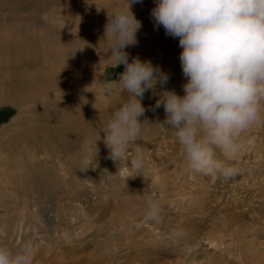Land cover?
<instances>
[{"label":"rangeland","instance_id":"obj_1","mask_svg":"<svg viewBox=\"0 0 264 264\" xmlns=\"http://www.w3.org/2000/svg\"><path fill=\"white\" fill-rule=\"evenodd\" d=\"M127 5L128 0H0V225L14 220V223L25 222V227L29 221L30 225L42 226L39 230L32 227L30 236L24 234L16 241H3L19 251L26 241L36 236L43 239L34 264H42L39 260L42 256L43 264L46 260L47 264H54L84 259L141 264L154 252L147 241L138 243L140 248L135 251L124 248L123 242L118 241V256L103 255V248L105 243L117 241L110 233L118 222L125 220L131 208L147 211L144 202L147 194L159 202L162 211L151 225L143 223L144 216L139 217L141 238L147 240L153 234L152 227H159L165 232L163 236H170L186 215L195 219L198 216L211 221L198 228L195 225L196 236L190 234L194 244L200 242L204 248L213 249L206 238L224 230L225 258L242 263L239 248L248 250L249 254L255 249L257 254L251 258L256 260L255 264H264V127L245 134L246 140L254 138V141L245 143L232 161L241 172L232 178L213 180L211 176L186 170L185 154L175 132L165 131L159 124L165 119L163 107L150 110L159 97L149 90L142 99L146 108L142 118L147 119V124L137 140L144 166L127 180L117 171L128 160L118 165L108 158L104 134L97 135L99 129L94 142L87 145L86 137L78 139L77 132L68 124L54 126V136L43 124L46 104L53 108L75 96L76 101L87 102L91 118L101 120V116L100 125L103 122L105 128L111 119L104 114L109 105L118 109L127 101L120 102L124 92L119 87L103 96L97 93L98 89L102 93L103 79L118 80L124 71L123 65L115 68L110 65L104 36L108 14ZM154 6L155 0L132 5L142 29L138 32V44L127 51L130 58L151 60L169 73L170 80L164 88L183 95L182 85L186 80L179 59L182 51L179 39L166 35L162 26L156 29L150 18ZM27 87L31 88L30 92ZM22 88L24 91H20ZM69 88L73 90L68 91ZM15 90L19 97L28 96L25 107L21 106L22 100L16 105L19 98ZM161 90L158 85L157 91ZM94 119L98 128L99 123ZM57 134L66 138L64 148H59L57 142H49V136L56 139ZM217 155L223 158L219 150ZM156 177L161 182L154 192L151 187ZM39 219L44 223L38 222ZM83 230H88L86 235H81ZM65 232H71L70 243L63 239ZM198 259L202 263L205 257Z\"/></svg>","mask_w":264,"mask_h":264},{"label":"clouds","instance_id":"obj_2","mask_svg":"<svg viewBox=\"0 0 264 264\" xmlns=\"http://www.w3.org/2000/svg\"><path fill=\"white\" fill-rule=\"evenodd\" d=\"M142 2L128 0L126 8L108 14L105 25L106 58L124 71L118 80L103 79L101 94L116 87L128 94L103 130L108 158L118 165L128 160L117 171L127 180L143 168L137 140L147 120L142 121V99L151 90L159 98L150 110L163 107L165 119L159 124L175 132L187 171L213 180L238 175L241 169L232 161L254 141L245 134L264 127V0H155L150 18L156 29L162 26L166 35L178 38L182 49L183 95L164 88L170 74L160 66L130 58L127 49L138 44L142 29L132 5ZM158 85L163 90L157 91ZM145 195L147 217L156 220L162 206ZM35 258L32 241L14 251L0 240V264H34Z\"/></svg>","mask_w":264,"mask_h":264},{"label":"bare ground","instance_id":"obj_3","mask_svg":"<svg viewBox=\"0 0 264 264\" xmlns=\"http://www.w3.org/2000/svg\"><path fill=\"white\" fill-rule=\"evenodd\" d=\"M21 63V62H20ZM19 64V63H18ZM25 64V63H24ZM23 65V64H21ZM20 66V65H19ZM24 67V66H23ZM26 67V66H25ZM15 69V68H14ZM17 69V68H16ZM26 69V68H24ZM64 69V68H63ZM58 73V72H57ZM26 74V73H25ZM68 75V74H67ZM26 76V75H25ZM8 77V76H7ZM23 78V77H22ZM9 80V79H8ZM78 80V79H77ZM4 81V80H3ZM10 81V80H9ZM32 81V80H31ZM25 82V81H24ZM34 82V81H33ZM8 83V82H7ZM37 83V82H36ZM41 83V82H40ZM73 83V82H72ZM18 84V83H15ZM14 84V87H15ZM28 85V83H25ZM31 85V84H30ZM49 85V84H48ZM12 86V85H11ZM18 86V85H16ZM82 86V85H81ZM8 87V86H7ZM6 87V88H7ZM13 87V86H12ZM11 87V89H12ZM30 87V86H29ZM29 87H27L29 89ZM39 87V86H38ZM55 87V86H54ZM58 87V86H57ZM53 88V87H52ZM98 88V87H97ZM14 89V88H13ZM16 89V88H15ZM18 89V87H17ZM25 89V88H24ZM59 89V88H58ZM71 89L73 90V88H69L68 91H71ZM10 90V89H9ZM31 88L29 89L30 92ZM85 90V89H84ZM19 91V89H18ZM18 91L15 90L16 94ZM20 91H24L23 88ZM25 91H27V89H25ZM58 91V90H57ZM60 91V90H59ZM98 94H101V90H97ZM10 92V91H9ZM62 92V91H61ZM7 93V92H6ZM24 93V92H23ZM28 93V92H27ZM59 93V92H58ZM64 93V92H63ZM81 93V92H80ZM91 93V92H90ZM89 93V94H90ZM5 94V93H4ZM9 95L12 93H8ZM19 94V93H18ZM66 94V92H65ZM17 95V94H16ZM15 95V96H16ZM26 95V94H25ZM76 95V94H75ZM14 98L16 99V96ZM21 96V95H20ZM27 96V95H26ZM73 96V95H72ZM90 96V95H89ZM9 97V96H8ZM28 97V96H27ZM27 97L25 98V96H21V97H17L19 98V100H16V105L17 103L19 104L20 101H23V104L21 103V106H24V103L26 101L27 104V100L29 101V99H27ZM30 97H32L30 95ZM68 97V96H67ZM71 97V96H70ZM146 95H144L143 99H145ZM7 99V97H5ZM3 98V99H5ZM45 98V97H44ZM72 98V97H71ZM66 98L65 99V104L61 103V104H56L54 105V107L52 108L50 105L46 104V106L43 108V124L47 126V128L49 129L50 133L52 136H54L53 132V127L57 126L59 124H68L71 129H73V131L77 132V138L78 139H82L86 137V141H87V145L91 142H94V138L96 139V136L94 134H97V130L99 129L100 133H98L97 135L102 136L104 133H102L103 131L101 129L104 130L103 125H105L103 122V125L101 123L100 125V121H103V119L101 118V116L99 117L101 120H96L94 118H91L90 116V112L88 110L89 105L87 104V102H82V101H76L74 98ZM77 98V97H76ZM122 99L120 100V98L118 97L117 100L120 102L122 101H126L128 99V94L124 92V94L121 97ZM9 99V98H8ZM14 99V100H15ZM27 99V100H26ZM46 99V98H45ZM3 101V100H2ZM12 101V100H11ZM18 101V102H17ZM143 102V101H142ZM145 102V101H144ZM58 103V102H57ZM14 104V103H13ZM105 104V103H104ZM148 104V103H147ZM107 106V105H106ZM25 107V106H24ZM94 107V106H93ZM99 107V106H97ZM117 106H113V105H109V108L107 110L105 114V116H112V113L117 110L116 108ZM55 110V111H52ZM58 110V111H57ZM92 111V110H91ZM25 118V117H24ZM23 118V119H24ZM92 119H94V121L96 120L99 123V127L96 128L94 125V122L92 121ZM25 120V119H24ZM149 120V119H148ZM143 121V118H142ZM151 121V120H149ZM152 122V121H151ZM145 125L147 124V120L144 123ZM16 125V124H15ZM18 125V124H17ZM11 126V125H10ZM13 129V128H12ZM150 130V129H149ZM96 132V133H94ZM58 133V130H57ZM65 137V136H64ZM98 138V137H97ZM59 141H58V140ZM61 135L59 136L57 134L56 139H54L53 137L49 136V142L53 141V143L57 142L59 148H64V141L65 139H62ZM67 139H69L67 137ZM100 139V138H99ZM78 141V140H77ZM85 141V142H86ZM97 141V140H96ZM67 145V143H66ZM90 145V144H89ZM87 147V146H86ZM62 150V149H61ZM72 150V149H71ZM64 152V151H63ZM75 154V153H74ZM87 154V153H86ZM73 159V158H72ZM159 176V175H157ZM151 182V181H150ZM159 182H161V179L156 177L153 178L152 183L153 186L151 188H153L152 190L155 192V188H157L160 184ZM7 188V187H6ZM165 188V187H164ZM155 189V190H154ZM199 205V204H198ZM195 206V205H194ZM193 211V210H191ZM197 211H194V213ZM234 212V211H233ZM202 213V212H201ZM190 214V213H188ZM199 214V213H197ZM87 216V215H86ZM125 216V215H124ZM144 216L145 221L143 223H148V224H153V220L149 219L147 217V211L144 209H137V208H131L130 211L127 213L126 217L124 218L125 220L122 219V222H118V225L114 228L113 231H111V237H114L117 239H115L116 242H109V245H106V243L104 244L105 247L103 248V255H108V254H115V255H119L118 254V245L117 242L118 241H122L123 242V246L124 248H127L128 250L131 251H135V249L140 248L138 243H145V241H147V243H149L148 245L151 244V248H153L154 252H152L153 254L151 255V257L148 258V256H146L148 259L145 262H142L141 264H255L256 260L254 258H251L253 256H255L257 253V251L255 249H251L250 250V254L248 252V250L246 249H242L239 248V252L241 255V262L242 263H237L233 260H229L227 258L224 257V252L222 251V246L225 244L224 240V235L222 234L224 230H220L221 232H219L218 234L214 233V235H210L208 236L207 242L209 246H212L213 249H209V248H204L200 242L199 243H193L192 242V238L191 236L197 234V230L195 229V225H197V228L200 224H202V226L204 225V223L208 222L209 220L211 221V219H199V217L197 216V219H195V217H190L189 215L185 216L183 215V217L185 218L184 220H180L177 225H176V230H172L171 235L170 236H163V234H165V232L161 231L159 227H152V229L150 230V233H153L151 236H149V238L146 240L142 237V233H143V229L141 228V223H139L138 219L139 217ZM25 217V216H24ZM248 217V216H247ZM3 218V217H2ZM232 222L234 223V217L232 216ZM19 220V219H18ZM86 220V219H85ZM88 220V219H87ZM203 221V222H202ZM38 222H42L41 219H39ZM231 222V221H229ZM25 222H21V223H14L13 222H9L8 220L4 223H2L0 225V240H5V239H9L11 241L17 239V237H21L24 234H28L29 236L31 235L30 231L31 228H35L36 230L42 229V226L38 223H33L32 225H30V221L29 223L26 225V227L24 226ZM221 224V223H220ZM228 224V222L226 223ZM173 225V224H172ZM210 226V224H209ZM10 228V229H7ZM154 228V229H153ZM9 230V231H8ZM34 230V229H33ZM91 230V229H90ZM88 231V230H87ZM86 230L82 231L81 235H86L87 233ZM98 231V229H97ZM211 231V230H210ZM33 232V231H32ZM35 232V231H34ZM7 233H10L9 235H7ZM191 234V236H190ZM141 235V236H140ZM8 236V237H7ZM145 236V235H144ZM248 236V235H247ZM37 237V236H36ZM36 237L33 238L32 242L34 243V245H38L36 246V253H37V248L39 247V249L42 248L43 246V239H37ZM63 239L66 243H70L71 242V232H65L63 235ZM195 240V239H194ZM241 241V239H240ZM121 243V242H120ZM202 243V242H201ZM249 243V242H248ZM15 245V244H14ZM47 245L49 246V248L51 250H53L52 247V243L48 242ZM139 245V246H138ZM13 246V245H12ZM16 246V245H15ZM81 246V245H80ZM146 246V245H145ZM120 247V246H119ZM148 247V248H149ZM168 247H170V249H168ZM215 247V248H214ZM83 248V247H82ZM211 248V247H210ZM49 249V250H50ZM148 250V249H147ZM152 250V249H151ZM150 250V251H151ZM169 250L171 252H169ZM55 251V250H54ZM73 251V250H72ZM237 251V250H236ZM56 252V251H55ZM67 252V251H66ZM65 252V255L67 254ZM69 252H71L69 250ZM135 253V252H134ZM137 253V252H136ZM151 253V252H150ZM226 253V252H225ZM53 254V253H52ZM70 255V254H69ZM100 255V254H99ZM144 255V254H143ZM40 257V255H38ZM45 256V255H44ZM54 256V255H53ZM60 256V255H59ZM63 256V253H62ZM201 256H204L205 259H203V262H200ZM38 257V258H39ZM56 257V256H55ZM58 257V256H57ZM37 258V257H36ZM35 258V259H36ZM63 258V257H62ZM83 259V258H82ZM88 259V258H87ZM103 259V258H102ZM40 263L43 264V256L39 258ZM60 260V257H59ZM133 260V259H132ZM255 260V261H254ZM45 261V260H44ZM95 261V260H94ZM47 264V260L45 261ZM63 262V261H62ZM99 262V261H98ZM108 262V261H107ZM97 263V262H92L91 260L89 261H80L78 260L75 263H60L59 261L57 263L54 264H109V263ZM114 261L111 262V264H127L125 262H121V263H113ZM51 263V262H50Z\"/></svg>","mask_w":264,"mask_h":264}]
</instances>
